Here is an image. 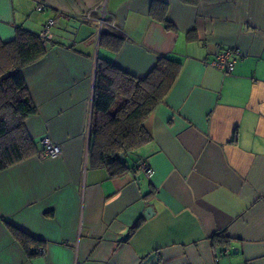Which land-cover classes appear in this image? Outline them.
I'll use <instances>...</instances> for the list:
<instances>
[{
  "label": "crops",
  "instance_id": "0c3cea01",
  "mask_svg": "<svg viewBox=\"0 0 264 264\" xmlns=\"http://www.w3.org/2000/svg\"><path fill=\"white\" fill-rule=\"evenodd\" d=\"M43 6L0 0L2 43L58 19L45 56L22 71L36 153L0 171V264H264V0ZM108 33L123 39L117 52L100 43ZM219 48L240 53L231 74L209 65ZM161 57L180 69L146 121L152 140L112 176L89 155L96 65L142 79ZM43 138L59 158L43 156ZM11 228L38 253L26 254ZM217 233L223 249L211 244Z\"/></svg>",
  "mask_w": 264,
  "mask_h": 264
},
{
  "label": "trees",
  "instance_id": "16d2710c",
  "mask_svg": "<svg viewBox=\"0 0 264 264\" xmlns=\"http://www.w3.org/2000/svg\"><path fill=\"white\" fill-rule=\"evenodd\" d=\"M32 1L37 6L44 0ZM164 24L167 30L172 29L166 21ZM122 41L111 33L100 37L101 45L108 43L115 52ZM46 52L38 35L22 27L15 29L11 42H0V171L36 153L25 130V120L36 114V106L22 71ZM179 69V62L161 57L146 77L137 79L111 63L98 61L90 124L92 164L106 168L112 176L129 169L125 159L151 142L146 121L172 87ZM11 232L26 254L38 253L35 241L14 228ZM210 239L214 248L223 249L228 244L223 233Z\"/></svg>",
  "mask_w": 264,
  "mask_h": 264
},
{
  "label": "built area",
  "instance_id": "2783aa9c",
  "mask_svg": "<svg viewBox=\"0 0 264 264\" xmlns=\"http://www.w3.org/2000/svg\"><path fill=\"white\" fill-rule=\"evenodd\" d=\"M36 10L41 12L44 10L43 5H37ZM57 18L48 20L42 27L40 33L38 34L39 40L43 45L47 43V41L51 38V28L57 22ZM240 57V53L236 49L232 48H219L218 52L214 56L213 60L209 62V65L223 74H231L234 71L236 62ZM41 145L43 147V156L51 159H57L61 155V150L58 146L52 144V142L48 138H43L41 140ZM135 168L142 172L145 177L151 178L153 175V170L147 164L145 158L137 157Z\"/></svg>",
  "mask_w": 264,
  "mask_h": 264
},
{
  "label": "water",
  "instance_id": "95a60500",
  "mask_svg": "<svg viewBox=\"0 0 264 264\" xmlns=\"http://www.w3.org/2000/svg\"><path fill=\"white\" fill-rule=\"evenodd\" d=\"M120 157H123V154L120 155ZM149 211V209H147V212Z\"/></svg>",
  "mask_w": 264,
  "mask_h": 264
},
{
  "label": "rangeland",
  "instance_id": "374dc122",
  "mask_svg": "<svg viewBox=\"0 0 264 264\" xmlns=\"http://www.w3.org/2000/svg\"><path fill=\"white\" fill-rule=\"evenodd\" d=\"M37 11V10H36Z\"/></svg>",
  "mask_w": 264,
  "mask_h": 264
}]
</instances>
